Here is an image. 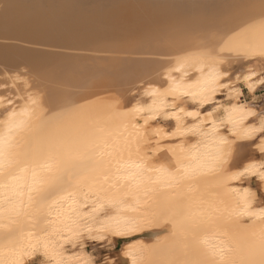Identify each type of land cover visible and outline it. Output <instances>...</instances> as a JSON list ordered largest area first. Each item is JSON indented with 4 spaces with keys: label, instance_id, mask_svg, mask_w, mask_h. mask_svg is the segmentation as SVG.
<instances>
[{
    "label": "snow or ice",
    "instance_id": "obj_1",
    "mask_svg": "<svg viewBox=\"0 0 264 264\" xmlns=\"http://www.w3.org/2000/svg\"><path fill=\"white\" fill-rule=\"evenodd\" d=\"M260 25L259 43L245 55L264 59V17ZM220 55L186 57L191 71L143 89L123 109L112 105L108 121L88 130L59 129L66 113L42 115L33 128L39 101L32 93L0 96V264H93L82 256L85 241L98 238L86 220L107 216L106 206L126 207V198L139 200L158 183L178 186L205 171L226 189L228 222L245 225L249 236L241 247L228 232L209 233L203 243L218 259L207 264H264V101L257 112L252 97H244L264 92V72L249 71L238 86L237 73L218 67ZM166 121L169 129L160 127ZM22 133L28 134L23 149ZM237 140L256 145L259 159L233 160L226 148ZM162 141L173 146L160 148ZM160 156L167 163H155ZM24 220L32 224L27 242ZM187 248L177 242L132 264H192L178 258Z\"/></svg>",
    "mask_w": 264,
    "mask_h": 264
},
{
    "label": "bare ground",
    "instance_id": "obj_2",
    "mask_svg": "<svg viewBox=\"0 0 264 264\" xmlns=\"http://www.w3.org/2000/svg\"><path fill=\"white\" fill-rule=\"evenodd\" d=\"M115 15H140L152 22L174 15H189V19L179 18L165 26L143 25L147 31L139 36H126L123 31L120 37L99 34V27ZM262 17L264 0H0V96L32 93L39 101L34 106L33 128L39 126L42 115L66 113L57 124L59 129L88 130L108 121L112 105L123 109L135 103L134 95L143 89L162 87L169 76L178 78L191 71L184 59L206 50L221 54L223 64L218 67L229 72L234 69L240 77L239 86L249 71L264 72V59L258 54L245 55L250 43H259ZM112 42L128 43L114 47ZM69 49L95 54L107 51L114 60L72 62L69 57L76 54L65 51ZM103 71L108 74L106 81L93 84ZM237 99L249 103L244 97ZM160 127L169 129L170 124L166 121ZM19 139L23 149L28 134L22 133ZM166 146L173 145L167 141L159 145ZM228 149L236 161L259 159L258 148L248 141L237 140ZM167 159L160 156L155 163H167ZM154 188L147 196L141 192L139 200L126 198L124 208L106 206L107 216L96 213L94 220H86L92 225V236L98 237L85 241L82 256L86 261L98 264L87 248L89 241L109 239L119 245L115 255L120 264H132L134 257L151 258L162 248L186 242V254L178 258L207 264L218 259L203 243L209 233L228 232L241 247L249 239L245 225L228 222L226 189L213 172L197 173L178 186L158 183ZM259 202L257 193V205ZM209 217L214 219L209 221ZM31 227V222L24 220L25 242ZM259 228L257 221L254 231ZM3 246L0 239V248ZM37 256L42 258L39 251ZM114 258L107 256L105 264Z\"/></svg>",
    "mask_w": 264,
    "mask_h": 264
},
{
    "label": "rangeland",
    "instance_id": "obj_3",
    "mask_svg": "<svg viewBox=\"0 0 264 264\" xmlns=\"http://www.w3.org/2000/svg\"><path fill=\"white\" fill-rule=\"evenodd\" d=\"M115 16L116 17H112L109 19V21H111V22H108L105 25H101L97 32L103 36L106 34L108 36H113V37L114 36L117 37L118 35H119L118 37H120V36H122L123 33H124L123 35H126V36H130V35L131 36L132 35L139 36V35L143 34V32L148 27L152 26L153 24H154L153 26H155V27L158 24L165 26V25H168L169 22L173 23V20H174V22H176V19H177V21L189 19V15H185L183 17L174 15L173 17L157 18V19H155V21L152 22V21L146 20L144 17H142L140 15H130V16H124V17L118 16V15H115ZM176 17H178V18H176ZM179 18H180V20H179ZM167 22H168V24H166ZM147 24L148 25L150 24V26H148ZM143 25L147 26V28ZM139 28H141V29H139ZM122 31H123V33H122ZM123 43L125 44L128 42H112L114 47L120 46ZM71 50L72 49L65 50L66 52H71V53L76 54L74 56L72 55V57H69L71 61L72 60L73 61L79 60L81 63L89 64L94 59L95 60L97 59V61H100V62H102V61L109 62V61L114 60V59H112L111 54L109 55L106 53L107 51L106 52H97L95 54L96 51H92V52L91 51H83L81 49H76L75 51L74 50L71 51ZM86 53H88V54H86ZM233 71H235V70L233 69L232 72ZM65 72H69V69L65 68ZM103 72H105V71H103ZM107 77H108V74H106V72L104 74L101 73L100 75H97L96 77H94L93 84L104 82V81H106ZM104 78H106V79H104ZM248 96L252 97V104L256 105L257 108H260L259 106H260L261 102L264 101V92L257 90L254 94H252V93H245L244 94V97H248ZM248 148H250V146H248L246 148L249 151L250 149H248ZM247 150H245V151L247 152ZM112 244L113 243L109 239H105L102 241H89L87 244V248L94 255V258L98 262V264H105L106 257L112 256V255L115 258L111 264H120V262L118 260V256L115 255L116 254L115 249L117 247H119V245L117 246V244L116 245L115 244L112 245ZM110 252H113V253H110Z\"/></svg>",
    "mask_w": 264,
    "mask_h": 264
}]
</instances>
